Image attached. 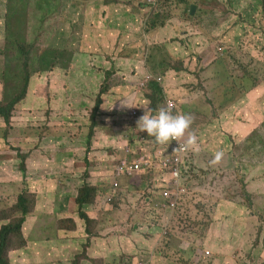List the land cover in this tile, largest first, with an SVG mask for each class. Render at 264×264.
Returning <instances> with one entry per match:
<instances>
[{
  "label": "rangeland",
  "instance_id": "1",
  "mask_svg": "<svg viewBox=\"0 0 264 264\" xmlns=\"http://www.w3.org/2000/svg\"><path fill=\"white\" fill-rule=\"evenodd\" d=\"M57 4V0H13L14 13L19 9L18 22L13 25L5 20L0 22V63L9 53L28 57L31 52L45 68L32 72L28 95L16 107L10 125L13 134L20 131L13 137L15 148L6 146L0 130V229L22 219L26 221L23 230L11 238L14 249L10 258L7 257L9 264H51L42 243L51 233L56 215L61 210L75 217L79 206L73 204L69 208L73 198L70 196L85 197L80 184L75 182L69 185L74 187V193L60 194L53 211L38 213L37 198L49 197L52 191L37 195L60 172L62 161L72 162L79 153V161L90 163L85 149L62 151L47 147L51 150L48 156L42 150L36 153L38 159L24 158L26 153L29 156L31 98L44 103L46 94L50 93L57 99L52 82L58 81L66 92L62 98L67 105L66 113L75 115L80 113V104L95 101L96 94L105 87L100 86L95 92L91 79L79 75L82 64L76 61L74 67L69 65L75 57L72 41L67 42L62 53L52 55V64L44 61L48 45L44 37L52 25L57 26L56 16L49 12L57 14ZM127 4L136 13L145 7L150 11L137 21L135 40L124 41L122 47L128 53H140L143 61L154 68L146 45L169 46L175 56L170 63L174 71L168 74L166 87L177 99L179 109L189 111L184 105L191 104L197 117V125L191 126L190 131L198 134L200 149L196 163L201 168L181 179V184L185 182L189 186L180 192V202L172 215L162 222L159 216L164 217L166 212L156 207L160 201L159 190L155 188L160 178L157 171L133 181L134 186L128 181L127 193L116 201L114 211L92 206L97 220L90 230L101 258L97 264H120L122 260L143 263L147 259L149 264H264V6L261 0H129ZM149 4L157 9V15L151 13L154 7ZM124 6V2H118L119 14ZM107 13L108 9L103 18L100 12L99 28L105 27L102 23H106ZM39 20L42 22L38 23ZM154 24L166 37L160 38ZM129 27L126 25L124 30L130 33ZM2 78L0 68V96L4 89ZM110 80L117 83L111 75ZM71 84L74 86L69 87ZM78 87L92 89L93 96L74 94ZM213 96L218 101L213 102ZM174 97L169 98L176 100ZM198 102L206 105L205 113L199 110ZM119 113H124V109ZM40 129L43 130L37 133L38 146L56 143L49 127ZM81 135L84 137V130ZM102 146L107 145L103 142ZM217 151H223L224 157L212 165L210 161ZM105 160L106 156L99 162ZM20 196L30 199L29 214H22L18 205ZM65 196L67 200H63ZM37 221H45L40 233L35 230ZM164 227L169 234L161 239L159 234ZM212 238L214 242L210 241ZM49 255L62 260L57 254Z\"/></svg>",
  "mask_w": 264,
  "mask_h": 264
},
{
  "label": "clouds",
  "instance_id": "2",
  "mask_svg": "<svg viewBox=\"0 0 264 264\" xmlns=\"http://www.w3.org/2000/svg\"><path fill=\"white\" fill-rule=\"evenodd\" d=\"M57 2L58 13L49 12L51 16H56L57 26L52 25L49 33L44 37L48 43L47 53L43 57L44 61L52 64V55L62 53L67 48V42L72 41L75 57L69 65L74 67L76 61L82 64L80 72L86 70V78L91 79L95 92L100 86L105 85V87L96 94L95 101L87 100L80 104V113L73 115V118H67L62 125L53 119L56 113L55 104L59 96L54 99L50 93H47L44 103H36L31 98L29 114L40 117L32 123L29 122V156L26 153L24 158L30 160L32 156L38 155L36 153L42 150H45L44 155L48 156L47 153L51 150L47 147H56L62 151L85 149L86 159L90 163L79 161L77 159L79 153L75 154L72 162L62 161L73 163L75 171L67 173V169H61L60 172L55 173L52 177L51 190L57 199L64 191L62 185L72 193H74V187L69 185H75V182L80 184L79 189L83 192L86 186H91L97 191V195L91 199L94 202H100L97 207L106 208L107 211H114L116 201L124 198L128 190V181L134 186L133 181H139L142 176L149 175L151 171H157L160 178L155 188L159 190L160 201L157 202L156 207L166 212L164 217L159 216L162 222L167 216L172 215L176 204L180 202V192L189 186L185 182L181 184L180 181L183 177L192 175L191 163L196 162L200 145L197 141L198 134L190 131L191 126L197 125V117L192 107L186 109L189 111L179 109L177 99L169 93V87H166L168 75H163L157 67L147 65L140 53H128L127 49L122 47L124 41L135 40L136 23L150 10L145 7L141 12H133L132 7L127 4L129 0H57ZM118 2H124L122 14H119ZM12 3L13 0H9L7 5L0 4V22L1 17L7 24L13 25L18 22L19 9L17 13H14ZM143 3L145 4L144 1ZM106 9H108L105 16L106 23H102L105 27L99 28L97 21H101L100 12L104 18ZM151 13L154 16L157 15V9L154 7ZM46 17L44 14V22H46ZM41 22L39 20L38 23ZM79 22L82 37L85 31H93L105 33L104 38L96 45L90 47L81 45L80 47L79 37L76 35L79 30ZM32 23L37 24L34 20ZM128 24L130 33L124 30ZM92 55H97L100 59L107 56L112 67L105 66V60L99 63L94 60ZM18 57L23 61L25 59L24 55L20 53H18ZM30 60L31 72L29 74L45 69L32 55H30ZM137 61H142L143 67L147 70L146 73L139 75L134 71L124 74L129 70L130 63ZM110 75L116 79L117 83H112ZM127 75L135 78L129 87L127 80L124 79L127 78ZM24 77L14 84L13 93L21 91ZM66 86L68 87V85ZM71 86L74 85L71 84L69 87ZM116 87L126 88L130 94H124V90L119 89V95L114 103L107 104L106 96ZM88 90L92 91V89ZM52 91L56 95V91L54 89ZM77 91H82L81 87H78ZM4 94L5 83L0 100L4 99ZM92 96L91 94L90 97ZM169 97H174L176 100ZM121 109H124V113H119ZM16 112L15 110L9 126L13 125ZM43 121L46 123H42ZM44 126L49 127V132L53 134L54 142H56L53 145L38 146L36 144L38 143L37 133L43 130L40 127ZM45 129L48 130V128ZM81 130L85 131L84 137L81 135ZM17 132L20 131L17 130ZM17 132L12 133V137L17 135ZM111 133L113 138H111ZM186 134L187 138H184ZM103 142L107 146L103 147ZM157 153L158 158L156 157ZM105 156L106 160L99 162V159H103ZM223 157L224 152L217 151L210 164L220 163ZM77 168H82L83 171ZM65 178L68 179L65 180ZM172 187L175 191L171 189ZM37 196L39 197V195ZM56 199L55 208L57 207ZM39 203L40 198H37V206ZM73 204L79 206L75 217L70 216L69 211L61 213L59 210L62 216L57 217L54 224L60 226L62 231H51L48 236L50 243L53 244L54 239L62 238L64 242L73 244L72 247L65 250L68 257L67 264H74L77 257L85 253L91 258L101 259L97 254V244L92 241L90 230L91 225L97 220V212L91 209V206L84 207L81 196L74 197L73 200L70 199L69 208ZM63 220H68V222H62ZM39 224L41 221L35 223L36 233H39L36 228ZM168 234L167 227H164L159 235L161 239H164ZM53 252L55 254L56 250L53 249ZM59 257H64L62 252L59 253ZM97 262L99 261L97 260ZM61 263L66 264L61 260L53 262V264ZM124 264L131 263L126 261ZM138 264H145V262H138Z\"/></svg>",
  "mask_w": 264,
  "mask_h": 264
},
{
  "label": "trees",
  "instance_id": "3",
  "mask_svg": "<svg viewBox=\"0 0 264 264\" xmlns=\"http://www.w3.org/2000/svg\"><path fill=\"white\" fill-rule=\"evenodd\" d=\"M9 0H0L1 5H7ZM262 7L264 6V0H261ZM4 20L1 17V22ZM154 28L157 29L156 24H154ZM160 34V38L166 37L165 32L162 29H157ZM105 36V33L102 32H93V31H85L82 37V46L96 45L100 42ZM156 43V42H155ZM22 47V46H21ZM147 55L149 58V62L153 63L163 75H168L171 71H174L170 68V63L174 62L175 56L169 46H156L154 45H146ZM31 52H29V56L25 57L24 61L18 56L9 53L3 63H0V68L3 69V78L2 80L5 83V94L4 99L0 100V130L3 132L6 142V146L15 148V140L12 137V129L8 125L11 123L12 118L14 116V112L18 104H20L28 95L29 83L31 80V69L29 68V62ZM83 63V62H82ZM88 69V67H87ZM181 71V70H180ZM81 78H86V70L80 72ZM23 76V86L19 93H13L12 89L14 84L19 81ZM157 90H159L157 88ZM78 95L83 97H90L91 91L82 90L77 91ZM155 98V95H153ZM218 101L216 97H212V101ZM199 110L202 113H205L207 110L206 105L203 103H197ZM17 132V131H16ZM20 132H17V134ZM200 165L196 162L191 163V173L196 174L200 170ZM84 196H81V202L84 207L98 205L100 202H94L91 198L97 195V191L95 188L91 186H86L84 191ZM29 203L30 199L27 196H20L19 198V207L23 214L29 213ZM231 210V208L229 207ZM25 220L22 219L16 224L4 225L0 229V264H9L8 259L10 258V253L14 248L12 247L13 240L10 238L11 235H15L17 232L22 231ZM235 225V224H233ZM236 226V225H235ZM237 227V226H236ZM226 230H222V233H225ZM235 233V232H234ZM232 233V234H234ZM211 242H214V238L210 239ZM8 252V253H7ZM138 252V250H137ZM8 257V259H7ZM133 258H131L132 260ZM97 260L99 258H91L87 253L77 257L74 264H97ZM126 260H122L120 264H124Z\"/></svg>",
  "mask_w": 264,
  "mask_h": 264
},
{
  "label": "crops",
  "instance_id": "4",
  "mask_svg": "<svg viewBox=\"0 0 264 264\" xmlns=\"http://www.w3.org/2000/svg\"><path fill=\"white\" fill-rule=\"evenodd\" d=\"M76 35L79 37V41H80V47L82 45L81 41H82V31H81V24L79 22V30L76 32ZM152 35L149 36V38L151 37ZM94 56V60L98 61L99 63L102 62L103 60H105V66L111 68L112 67V64L110 63L109 59L107 56H104L103 59H100L97 55H92ZM93 61V60H92ZM130 68L129 70L124 73V74H130V73H133L134 71H136V74H139V75H144L146 73V68L143 67V64H142V61H137L135 63H130ZM122 77V76H121ZM127 78H124L125 80H127L128 82V87L130 86L131 84V81L133 79H135L133 76H129L127 75L126 76ZM52 89H54L56 91V95L59 96V99L57 100L56 104H55V109H56V113L54 114V121L58 122V124H64V122L67 120V118H73V115H71L70 113H66V110H67V105L65 104V102L63 101V97L65 95V91L61 88L60 84L58 81H53L52 82ZM119 89H123L124 90V94H130V91L127 90L126 88H122V87H116L114 88L109 95L106 96V102L107 104H113L114 101L117 99V96L119 95ZM115 91V92H113ZM185 109H191V104H185L184 106ZM40 116L38 115H35V114H29V122H34L36 121ZM31 158L33 159H38V155H35V156H32ZM61 169H67V172H74L75 171V166L73 163H65V162H62V166H61ZM68 179V178H65V180ZM51 184H46L45 187H44V192L40 193L39 194V197L44 195L46 192H51ZM63 188H64V191L62 193V196H64V193L68 191V189L66 188V186L62 185ZM55 199H56V196H55V193L52 191L50 193V196L49 197H45V198H40V203H39V214H46L50 211H53L55 209ZM68 197L65 196L63 198V200H67ZM73 198H71V200H73ZM62 215L60 213H58V215H56L55 217V220H57V217H61ZM45 225V221H41V224L37 225L36 228L38 229V232L40 233L43 229ZM51 231H59L61 232V227L58 226V225H55L53 224L52 226V229ZM62 237V236H61ZM54 243L51 244L49 239L47 238L43 243H42V246H44V249L45 251L47 252L48 254V258L50 263L53 264V262L55 261H59L60 262V259H52L50 257V253H54L53 252V249L56 250V253L58 256H59V253L62 252L63 253V258L61 260V262H65L67 264L68 262V257H67V254L65 252V250L67 248H70L73 246L72 243H67V242H64L62 240V238H58V239H54ZM150 263V260H146L145 261V264H149ZM62 264V263H61ZM134 264H138V262H135Z\"/></svg>",
  "mask_w": 264,
  "mask_h": 264
},
{
  "label": "water",
  "instance_id": "5",
  "mask_svg": "<svg viewBox=\"0 0 264 264\" xmlns=\"http://www.w3.org/2000/svg\"><path fill=\"white\" fill-rule=\"evenodd\" d=\"M191 9H192L193 12L195 11V7L194 6Z\"/></svg>",
  "mask_w": 264,
  "mask_h": 264
}]
</instances>
